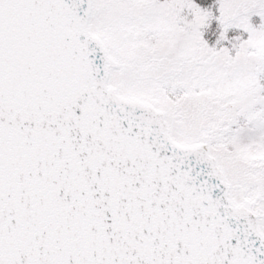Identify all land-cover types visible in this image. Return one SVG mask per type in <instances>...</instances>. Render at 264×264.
Listing matches in <instances>:
<instances>
[{
  "label": "snow or ice",
  "instance_id": "snow-or-ice-1",
  "mask_svg": "<svg viewBox=\"0 0 264 264\" xmlns=\"http://www.w3.org/2000/svg\"><path fill=\"white\" fill-rule=\"evenodd\" d=\"M0 264H264V0H0Z\"/></svg>",
  "mask_w": 264,
  "mask_h": 264
}]
</instances>
